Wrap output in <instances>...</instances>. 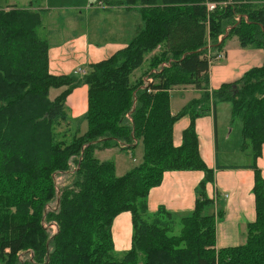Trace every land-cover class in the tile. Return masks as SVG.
Returning <instances> with one entry per match:
<instances>
[{
	"label": "trees",
	"instance_id": "1",
	"mask_svg": "<svg viewBox=\"0 0 264 264\" xmlns=\"http://www.w3.org/2000/svg\"><path fill=\"white\" fill-rule=\"evenodd\" d=\"M208 1L230 4L209 12ZM118 4L136 9L141 25L126 47L91 65L82 78L51 73L40 12L0 10V264H264V179L257 167L264 145V63L210 92L208 58L210 46L220 51L231 37L242 47L264 49V0ZM81 85L88 87V111L74 125L67 99ZM185 86L202 91L201 97L173 115L170 92ZM63 88L50 99L52 89ZM218 103H230L232 122L242 124L241 151L253 158L257 214L246 243L223 249H217V218L207 213L214 171L200 155L196 131V120ZM187 115L191 124L176 147L173 127ZM139 144L142 163L121 177L114 161L96 156L97 150L130 151ZM72 164L73 183L59 190L55 178ZM171 171L205 174L195 209L179 218L165 211L151 215L150 191ZM57 198L58 210H48ZM125 212L132 215V247L118 258L112 228ZM54 221L59 230L50 235L44 224ZM23 254L31 258L22 262Z\"/></svg>",
	"mask_w": 264,
	"mask_h": 264
},
{
	"label": "crops",
	"instance_id": "2",
	"mask_svg": "<svg viewBox=\"0 0 264 264\" xmlns=\"http://www.w3.org/2000/svg\"><path fill=\"white\" fill-rule=\"evenodd\" d=\"M76 1L0 0V10L32 9L43 14L42 38L48 39L50 71L55 76L73 75L79 69L87 72L91 65L108 59L116 51L126 47L141 25L138 11L120 6L118 4L120 0H112L114 3L110 4L111 8L103 10L91 8L88 0L87 3L86 0L81 1L79 4L83 5L78 7ZM67 3L72 7L66 6ZM132 17L134 20L131 22ZM46 20L48 24H45ZM69 31L73 32L71 37L63 38L64 32ZM211 49L210 46L209 50ZM217 52L223 54L224 59L213 60L210 64V92L220 89L223 84L238 81L248 71L259 68L264 63V49L255 45L242 47L237 37L226 39L222 50H215V53ZM140 70L133 73L132 82L135 83L141 78L142 72L137 74ZM64 90L65 88L52 89L50 99L55 100ZM201 94L202 91L193 86L174 88L170 92L172 114L176 115L188 103L200 99ZM67 105L71 121L76 125L88 111V87L81 85L76 88L68 97ZM210 108L206 115L196 120L200 155L214 171L215 177L214 182L207 186V196L213 200V205L207 213L214 214L217 218V249L238 247L246 243L247 226L254 223L257 217L253 193L255 171L251 168L253 158L249 151L245 153L241 151L242 129L236 125L237 121L232 122L231 104L218 103L216 106L211 105ZM190 124L191 117L188 115L175 123L173 142L176 147L182 145L183 133ZM82 125H85L86 131L87 123ZM233 135L237 137V145L230 150L228 146ZM120 147L97 150L96 156L102 161H110L114 151ZM238 151L244 154L245 161L233 163L230 156ZM130 152L134 155L132 160L135 165L127 166L122 156L119 158L120 162L112 160L115 162L119 177L143 161L141 144ZM232 167L236 168L231 169ZM257 167L264 179V145L262 155L257 160ZM119 168L128 169L118 174ZM204 180L205 174L202 171L165 172L162 183L150 191L149 213L155 215L165 211L177 218L190 215L195 209L198 188ZM112 232L115 252L127 253L132 247L131 213L120 214L113 223Z\"/></svg>",
	"mask_w": 264,
	"mask_h": 264
},
{
	"label": "rangeland",
	"instance_id": "3",
	"mask_svg": "<svg viewBox=\"0 0 264 264\" xmlns=\"http://www.w3.org/2000/svg\"><path fill=\"white\" fill-rule=\"evenodd\" d=\"M81 1H83V0H77L76 2H75V4H79ZM121 1V0H120ZM85 3H87V0H86V2ZM66 6H68L69 5V7H72L71 6V4H65ZM81 5H83V3H81V4H79V5H76V6H81ZM79 12V11H78ZM40 14H41V16H42V18L44 17L43 16V14L40 12ZM121 19V18H120ZM126 19L127 18H125L124 19V21H126ZM134 20V17H132V19H131V22ZM45 24H48V20H46V23ZM42 30L43 29H39V33L41 34V37H44V32L42 33ZM229 32V31H228ZM73 34V32L72 31H69L68 33H66V32H64V35H63V38H65V39H67V38H70L71 37V35ZM124 37H127L126 35H124ZM48 40V39H47ZM62 44L64 43V40L61 42ZM213 54H215V50L214 49H211V50H209V52H208V57H210L211 55V57L213 58H215V56L213 55ZM222 60V59H221ZM144 70H146V67H143V69H141L140 70V72H137V74L138 73H141L142 72V74H143V72H144ZM75 74V73H74ZM79 76H81V75H79ZM79 76H78V78H79ZM83 77V76H82ZM81 87V86H80ZM240 121H237V123H236V125L239 127H241V129H242V125H241V123H239ZM81 131L83 132V131H85V125H82V127H81ZM75 136H79V135H77V134H75ZM236 136L235 135H233L232 136V138H231V140H230V145L228 146V148L230 149V150H232V148L235 146V145H237V142H236ZM132 150H134V149H132ZM137 152V151H136ZM139 154H140V152H138ZM120 156H122V158H125V161H126V164H127V166H131V165H135V163H133V160H132V158H133V154H131V152L130 151H128V150H121V149H116L115 151H114V153H113V157H112V160H114L115 162L118 160V162H120L121 161V159H119L120 158ZM115 157V158H114ZM118 158V159H117ZM230 159H231V161L234 163V161H236V162H244L245 161V157H244V154L243 153H241V152H235V153H233V155H231L230 156ZM112 160H110V161H112ZM71 168H72V170L70 171V172H68V173H65V174H59V175H57L56 176V178H55V181H56V185H57V188L59 189V190H61V189H63L64 187H66V186H71L72 185V183H73V180H74V173H75V171H76V169H77V167H76V165H74V164H72V166H71ZM126 169H128V168H126ZM126 169L125 170H123V169H121V168H119V170H118V174L119 173H121L122 171H126ZM116 175H117V173H116ZM119 177V176H118ZM59 194V193H58ZM58 205H59V202H58V198L57 199H55L50 205H49V207H48V210H52L53 212L54 211H57L58 210ZM44 226H45V228L46 229H48L49 230V233H50V235H55V234H57L58 233V230H59V225H58V223L57 222H50V223H46V224H44ZM180 227H177L176 229H174V231L172 232V235H178L179 234V232H180ZM125 254H117L116 253V257H118V258H122L123 256H124ZM31 258V256L30 255H28V254H23V255H21L20 256V259H21V261L22 262H25V261H27V260H29Z\"/></svg>",
	"mask_w": 264,
	"mask_h": 264
},
{
	"label": "built area",
	"instance_id": "4",
	"mask_svg": "<svg viewBox=\"0 0 264 264\" xmlns=\"http://www.w3.org/2000/svg\"><path fill=\"white\" fill-rule=\"evenodd\" d=\"M88 1L91 4V8H94V9L103 10V9L111 8V5L106 3L107 0H88ZM228 4L230 3L229 2L214 3L212 1H208L206 3L207 9L209 12H213L215 9H217L218 6L222 7V6H227ZM221 59H224L223 54L217 55L216 58H212L211 56L209 57L210 64L212 63L213 60H221ZM75 74L78 76L79 75L84 76L86 75V72L83 69H79L78 71L75 72ZM152 82H153L152 78L146 79V86Z\"/></svg>",
	"mask_w": 264,
	"mask_h": 264
},
{
	"label": "bare ground",
	"instance_id": "5",
	"mask_svg": "<svg viewBox=\"0 0 264 264\" xmlns=\"http://www.w3.org/2000/svg\"><path fill=\"white\" fill-rule=\"evenodd\" d=\"M109 1H110V0H107V1H106V3H107V4H109V3H108ZM109 5H110V4H109ZM219 54H220V52H217V53H215V54H213V55H214V56H215V58H216V57H217V55H219ZM211 56H212V55H211ZM208 58H209V57H208ZM213 58H214V57H213Z\"/></svg>",
	"mask_w": 264,
	"mask_h": 264
}]
</instances>
